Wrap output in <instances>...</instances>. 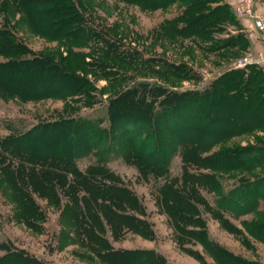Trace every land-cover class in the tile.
<instances>
[{
    "label": "trees",
    "instance_id": "16d2710c",
    "mask_svg": "<svg viewBox=\"0 0 264 264\" xmlns=\"http://www.w3.org/2000/svg\"><path fill=\"white\" fill-rule=\"evenodd\" d=\"M115 1L136 6L144 12L177 6L179 15L162 28L168 37L208 39L216 26L233 23L230 10L222 0ZM0 10L20 13L36 34L67 43V56H59L57 61L42 54L17 59L13 56L27 51L14 43L7 30H0V54L13 58L0 63V92L4 94L23 101L75 96L90 88L87 74L92 73L98 78L89 67L101 69L104 68L101 65L109 61L105 52L100 58L102 62L96 64H89L84 61L83 54L72 52L73 46H84L93 35L83 25L81 14L71 0H0ZM231 38L219 42V46L214 45V49H230L229 56L236 58L241 35ZM112 54L116 60L111 64L117 62L120 68L121 58ZM29 86L33 87L31 91ZM147 86L144 82L135 83L107 101L108 129H98L86 119H67L42 124L10 139L16 145L12 147L14 154L27 163L41 165L42 171L33 173L32 177L43 173L48 176L47 181L42 178L35 181L34 192L56 202L59 196L53 184L58 182L66 198L60 213L64 227L73 232L76 242L91 256L88 257L90 260L93 258L102 264H168L152 250H114L105 237L106 231L113 240L127 233L143 239L153 237L150 225L138 218L143 216L141 204L120 177L102 162L87 166L83 171L75 164L76 159L96 151L102 139L109 135L118 143L117 149L121 150L125 162L135 168L141 179L147 180L151 176L154 180H162L152 193L182 251L188 253L183 246L193 243L199 245L215 264H260L244 260L211 240L200 208L224 230L236 235L242 233L224 215L227 213L234 218L253 215L254 220L240 225L248 236L264 243V210H258L259 203H264L263 139L256 138V145L220 146L211 152L214 146L232 137L254 132L264 134L262 72L256 67L228 70L201 91H176L160 85L146 91ZM149 92L162 97L158 109L154 107L156 102H146L138 97L139 93ZM47 132L55 138L47 139L44 145L56 150L29 153L30 147L17 148L31 137ZM94 135L96 140L92 138ZM123 142L125 145L121 147L119 144ZM59 147L63 150L58 152ZM105 150L109 153L111 146L107 145ZM175 156L181 164L180 174L170 177L169 164ZM233 173L246 176L239 177L231 189L223 192L220 177ZM50 174L55 176L54 180ZM200 190L216 197L214 206L204 200ZM18 201L26 204L25 207L20 205L22 211L18 218L29 225V219L37 216L34 207L26 211L27 204L34 206L32 200L25 195ZM192 257L202 260L196 252ZM7 263L42 264L22 252H6L0 257V264Z\"/></svg>",
    "mask_w": 264,
    "mask_h": 264
},
{
    "label": "rangeland",
    "instance_id": "374dc122",
    "mask_svg": "<svg viewBox=\"0 0 264 264\" xmlns=\"http://www.w3.org/2000/svg\"><path fill=\"white\" fill-rule=\"evenodd\" d=\"M71 1L81 14L83 25L93 35L84 46H73L72 52L83 54L84 61L89 64L102 62L100 58L106 53L109 58L106 64L109 65L103 64L101 66L104 68L101 69L89 67V71L95 72L98 78H95L92 73L87 74L86 79L91 84L90 88L65 99L45 98L23 101L0 92V257L6 252H22L42 264H102L96 259L90 260L91 256L76 242L73 232L64 227L60 213L66 204V198L60 191L58 182L53 184L59 196L58 201L52 202L39 197L32 187L38 178L47 181L48 176L44 173L35 175L42 171L39 167L41 165L27 163L28 161H24V158L21 159L14 154L12 147L16 145L10 139L23 135L42 124L67 119H86L98 129H108L107 101L139 82L148 84L146 91L154 85L176 91H201L222 73L232 69L244 70L248 67H256L264 76L263 34L251 28L246 18H238L235 15L234 6L237 0L231 6L222 0V3L226 4L230 10L234 25L224 23L216 26L208 39L168 37L163 33L164 24L179 15V8L175 5L144 12L136 6L115 0ZM252 10H255L257 15L263 14L264 0H254ZM0 30H7L12 35L14 43L27 51L23 55H14L13 58L25 59L42 54L53 57L57 61L59 56L60 58L67 56L65 41H56L36 34L20 13L13 11L6 13L0 10ZM238 34L241 35L242 41L238 46L239 56L236 58L248 56L254 62L244 68L233 67L236 58L229 56L230 49L221 51L214 49V45L219 46L221 44L219 42L227 41L231 37L235 38ZM112 53L121 58L120 68L117 67V62L115 65L111 64L116 60ZM13 58L0 54V63ZM29 87L31 91L33 87ZM138 97L146 102H156L154 106L156 109L159 108L158 102L162 98L155 96L153 92L152 94L139 93ZM54 138L51 132L38 134L22 142L17 148L21 150L22 147H30L29 153L40 152L42 149L49 151L52 147L44 145V142L47 139L52 141ZM92 138L96 140L95 135ZM256 138H262L264 141V134L254 132L232 137L223 144L214 146L211 152L216 151L220 146L256 145ZM107 145L111 146L109 153L105 150ZM119 145L122 147L125 143ZM118 147V143L107 135L95 149L96 151L76 159L75 164L79 170L83 171L87 166L102 162L101 164L120 177L141 204L143 216L138 218L150 225L153 237L143 239L135 234L127 233L120 239L113 240L106 231L105 237L110 246L114 250H152L168 264H215L199 245L185 243L183 248L189 254L180 249L172 230L167 225L165 216L156 206L152 193L162 180H154L151 176H148L147 180L141 179L135 168L125 162ZM62 150L60 147L57 149L58 152ZM180 166L179 158L173 157L169 164V176H178ZM33 173L37 177H32ZM242 176L244 178L246 175L244 173L222 175L219 181L223 192L231 189L235 181ZM50 177H53L52 180L55 178L51 174ZM200 194L208 204L214 206L216 199L214 195L204 190H200ZM25 195L31 198L34 205L27 204L26 211L29 212L30 207L32 209L34 207L37 213L35 218L29 219V225H25L18 218V214L22 211L20 205L29 201L28 199H22L23 202L18 201ZM24 205L26 206L25 203ZM200 210L207 235L211 240L244 260L264 264V243L248 236L240 225L241 222L254 220L253 215L234 218L224 213L227 221L242 233L236 235L224 230L202 208ZM258 210H264L263 202L259 203ZM195 252L201 256L202 260L192 257Z\"/></svg>",
    "mask_w": 264,
    "mask_h": 264
},
{
    "label": "built area",
    "instance_id": "2783aa9c",
    "mask_svg": "<svg viewBox=\"0 0 264 264\" xmlns=\"http://www.w3.org/2000/svg\"><path fill=\"white\" fill-rule=\"evenodd\" d=\"M254 5V0H237L236 5L234 6L235 15L238 18H246L250 24L251 28L261 32L263 34L264 40V12L261 15L255 14V10H252ZM254 62L248 56L236 58L233 62L234 68H244Z\"/></svg>",
    "mask_w": 264,
    "mask_h": 264
},
{
    "label": "crops",
    "instance_id": "0c3cea01",
    "mask_svg": "<svg viewBox=\"0 0 264 264\" xmlns=\"http://www.w3.org/2000/svg\"><path fill=\"white\" fill-rule=\"evenodd\" d=\"M224 1H225V3H227L228 5H230V6H231V5H232V3H233L235 0H232V1H231V0H224Z\"/></svg>",
    "mask_w": 264,
    "mask_h": 264
}]
</instances>
